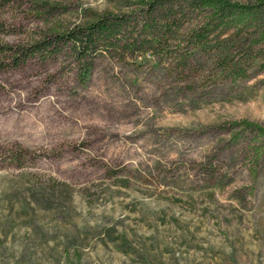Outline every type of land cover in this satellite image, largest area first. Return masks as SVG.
<instances>
[{"label":"rangeland","instance_id":"374dc122","mask_svg":"<svg viewBox=\"0 0 264 264\" xmlns=\"http://www.w3.org/2000/svg\"><path fill=\"white\" fill-rule=\"evenodd\" d=\"M134 6L6 0L0 38L30 45ZM253 38L215 31L196 48L184 33L85 76L65 49L0 63V264H264V148L232 126L264 127ZM177 50L193 55L183 69Z\"/></svg>","mask_w":264,"mask_h":264},{"label":"trees","instance_id":"16d2710c","mask_svg":"<svg viewBox=\"0 0 264 264\" xmlns=\"http://www.w3.org/2000/svg\"><path fill=\"white\" fill-rule=\"evenodd\" d=\"M4 3L6 0H0V8ZM193 20L197 23L184 31ZM231 30L240 36L253 35L256 43L264 41V0H135L127 12L94 14L86 25L43 32L30 45L12 46L0 38V63L17 67L32 56L45 60L65 49L85 76L94 59L105 53L121 59L128 55L145 57L156 48L172 43L180 46L184 33L186 43L203 48L211 33ZM186 50L171 53V63L182 69L190 64L193 55ZM232 126L254 132L251 139H260L256 153H261L264 127L249 120L233 122Z\"/></svg>","mask_w":264,"mask_h":264}]
</instances>
